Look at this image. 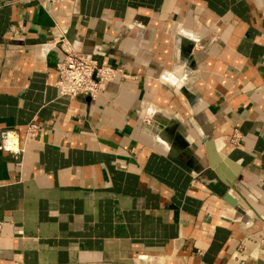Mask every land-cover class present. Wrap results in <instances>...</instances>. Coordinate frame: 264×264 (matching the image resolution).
<instances>
[{"label": "crops", "instance_id": "obj_1", "mask_svg": "<svg viewBox=\"0 0 264 264\" xmlns=\"http://www.w3.org/2000/svg\"><path fill=\"white\" fill-rule=\"evenodd\" d=\"M5 131L0 264H264V0H0Z\"/></svg>", "mask_w": 264, "mask_h": 264}, {"label": "built area", "instance_id": "obj_2", "mask_svg": "<svg viewBox=\"0 0 264 264\" xmlns=\"http://www.w3.org/2000/svg\"><path fill=\"white\" fill-rule=\"evenodd\" d=\"M55 45L61 51V59L56 64L58 74L56 86L61 96H82L94 99L119 73L114 68L100 66L91 55L75 50L67 42L58 41ZM38 131L37 125L28 124L27 132L33 134ZM233 144L238 146L236 136L233 139ZM0 151L14 156L22 154L23 148L19 145L16 132H3ZM2 226L3 223L0 221V236Z\"/></svg>", "mask_w": 264, "mask_h": 264}, {"label": "clouds", "instance_id": "obj_3", "mask_svg": "<svg viewBox=\"0 0 264 264\" xmlns=\"http://www.w3.org/2000/svg\"><path fill=\"white\" fill-rule=\"evenodd\" d=\"M185 35H187L190 39H193V40L198 39V37L194 33H185Z\"/></svg>", "mask_w": 264, "mask_h": 264}]
</instances>
